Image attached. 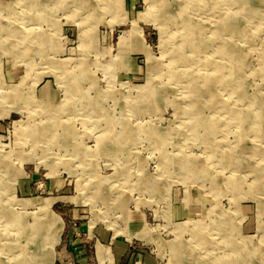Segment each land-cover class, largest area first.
Segmentation results:
<instances>
[{"label":"rangeland","instance_id":"obj_1","mask_svg":"<svg viewBox=\"0 0 264 264\" xmlns=\"http://www.w3.org/2000/svg\"><path fill=\"white\" fill-rule=\"evenodd\" d=\"M116 241L264 264V0H0V264Z\"/></svg>","mask_w":264,"mask_h":264},{"label":"crops","instance_id":"obj_2","mask_svg":"<svg viewBox=\"0 0 264 264\" xmlns=\"http://www.w3.org/2000/svg\"><path fill=\"white\" fill-rule=\"evenodd\" d=\"M123 249H124L123 244L121 242L119 243V241H116L115 246L111 251L113 264L120 263L122 253L124 252Z\"/></svg>","mask_w":264,"mask_h":264},{"label":"bare ground","instance_id":"obj_3","mask_svg":"<svg viewBox=\"0 0 264 264\" xmlns=\"http://www.w3.org/2000/svg\"><path fill=\"white\" fill-rule=\"evenodd\" d=\"M183 21H184V20H183ZM232 29H234V28H232ZM234 32H235V31H234ZM234 68H235V67H234ZM235 75H236V74H235ZM235 75H234V76H235ZM178 242H179V241H178ZM183 261H184V260H183Z\"/></svg>","mask_w":264,"mask_h":264}]
</instances>
